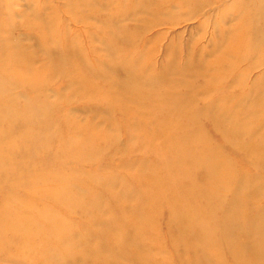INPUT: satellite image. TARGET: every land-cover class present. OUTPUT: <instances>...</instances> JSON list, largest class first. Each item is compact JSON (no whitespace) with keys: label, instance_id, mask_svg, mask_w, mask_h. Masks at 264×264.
Listing matches in <instances>:
<instances>
[{"label":"rangeland","instance_id":"obj_1","mask_svg":"<svg viewBox=\"0 0 264 264\" xmlns=\"http://www.w3.org/2000/svg\"><path fill=\"white\" fill-rule=\"evenodd\" d=\"M90 1L87 0V4ZM224 2L218 7L224 5ZM260 2L262 8L250 4L247 0H242L239 5L248 7L254 14H261L264 11V0ZM142 3L143 1L136 0L131 5L119 4L115 7V5L104 6V1L100 0L97 5L103 6L105 10L96 7L89 12L84 10L87 9L84 7L87 4L82 5L79 0H72L69 7L66 6L65 0L0 1V14H6L7 7L16 13L10 45L4 46V52L0 49V52L7 54L0 56V80L6 79L8 82L0 90V264H142L143 258L155 255L157 249L160 260H154L155 264H212L211 260H207V257L201 254L203 243L200 240L204 231L201 225L196 223L193 214L180 213L179 223L168 232L165 230L164 216H161L158 221V237L150 233L151 220L146 228V236L138 234L137 227L127 223L133 214L130 213L131 210L138 207L136 198L128 200L119 198L117 201H112L110 194L104 193L109 191L110 184H118L120 177L123 176L121 170H118V165L114 166L112 176L114 180L108 178L106 181L104 168L96 167L102 164L115 165L118 156L113 155L110 158L106 150L99 152L89 148L95 139L104 135L100 125L97 129L92 126L89 130V149L85 148L84 143L80 148L74 147L71 143L77 141L80 144L81 140L86 138L85 132L73 136L64 130L68 138L62 142L60 140V130L69 129L67 126L71 121L78 123L82 129L83 123L94 116L87 112V109L101 110L103 115H106V111L110 108L112 114L115 108L120 107L129 115L126 111L128 106L141 107L146 112L145 108H148L149 101L154 100L153 103H156L157 99L161 98L144 86L143 77L137 75L133 85L121 86L118 89L111 105L104 102L111 96L110 86H118V82H113L105 90L97 87L99 89H96L94 94L98 96L95 99L96 102L99 101L98 103L89 102L90 99L85 101L80 93L73 94L75 98L70 100H57L55 92L60 88L61 93H66L67 90L64 81L66 72L80 71V74L87 75L88 72L82 67L85 64L92 66L96 73H100L101 70L108 73L109 68H117V62L125 58L127 61L135 60L143 70L152 75H160V73L169 75L168 72L173 70L171 79L165 83L160 82L161 86L164 84L168 94L175 92L185 97H188L193 90L200 91L205 87H216L218 91L223 87L236 86L237 73L240 70L236 65L237 62H243L247 57H251L242 49L247 46L248 38L255 39L257 36L240 27L237 20H227L222 25L225 32L221 37L218 34L211 38L206 37L202 40L201 46L193 48L200 35L195 29L199 19L183 22L181 21L183 10L174 8L170 10L169 15L157 11L158 13L155 12L152 16H145L140 11ZM149 7L156 11V5L150 4ZM204 12L208 13L207 10ZM225 13L230 14L228 7ZM17 14H22V18L17 17ZM72 18H77V21L79 18L81 20L85 18L87 19L84 21L85 26L90 24L92 27L108 19L115 26L109 24V26L97 27L102 32L113 34L114 37L104 40L98 33V41L93 44L96 52L91 54V49H85V40L91 30L87 26L74 24L77 21ZM4 19L7 20L6 17ZM46 22H51L53 27L51 30L45 29V31L40 28ZM5 25L9 26V23L6 22ZM62 27L77 35L80 33L79 30H82L84 33L80 34L84 36L76 38L78 40H73L70 42L71 45H67L69 43L61 34L64 33ZM255 28L258 32H262L264 41V20ZM54 31L58 34L53 41L57 40L58 44L56 47L49 46L50 51L48 47L43 46L41 36L42 34L49 36L48 33L54 34ZM237 36L240 41L236 42ZM4 38L0 35V40ZM113 45H115L114 49ZM64 46L70 49L62 54ZM50 52L54 55L48 58ZM64 58V61H69L68 64L71 65L69 68L50 69L52 63L57 65ZM34 60H37V63L33 65ZM252 60H256V56H253ZM249 67L246 65L242 67V70L251 71L248 84L250 82L253 84L255 81L257 85L262 82L264 84V66L257 68L255 65L251 69ZM101 75L107 80L114 78L107 74ZM118 76L120 77L119 73ZM40 79L43 84H40ZM236 92L235 89L229 91L233 95ZM213 95H216L215 90ZM199 102L193 99L192 105L187 106L184 117L187 122L173 119L170 127L184 128L193 125L191 131H188L192 138L199 135L200 130L207 129V133H203L202 137L213 142L215 148L220 146L225 150L227 140L223 141L221 134L213 131L209 119L199 114L204 101ZM231 105L236 111L235 103ZM168 107L170 106L165 105L162 110L158 105L155 113L153 112L155 117L153 121L167 116L170 111ZM82 108L84 110L81 113H71V110ZM209 109L208 111L211 110ZM41 111H44L43 119L38 117ZM215 113L220 117L217 112ZM96 117L97 120L94 122H101L100 116L96 115ZM111 122L117 144L125 143L130 133L128 125L126 126L122 116L116 113L112 114ZM151 122L148 118L139 120L141 129H151ZM47 127L50 130H46ZM72 129L74 130L73 127ZM228 133L232 135L233 132L228 130ZM59 142L63 146H59ZM63 147L70 152L61 150ZM260 149L261 168L260 170L257 168L254 172L259 171L260 178L264 179V147ZM203 151L201 155L207 156L205 150ZM226 152L235 157L232 153ZM138 154L139 152L133 154L128 152L124 157L130 158ZM184 165L190 168L197 166L194 162ZM238 167L239 165L236 169ZM197 173L198 171L194 169V174L198 175ZM247 173L253 172L247 169ZM60 176L64 179L72 177L75 192L86 177H89L91 182L94 179L99 181L100 186L84 189L78 199H73L62 208L57 205L55 209L49 206L52 205V200L57 198L50 197L47 193L53 187L52 183ZM177 178L181 180L182 174ZM59 190L57 186L54 192ZM108 210L112 213V219L108 216ZM147 213L151 217L155 215L152 211ZM157 213L165 215L166 212L157 211ZM216 234L217 231L214 229L209 236L217 238ZM227 239H230V236ZM224 244L216 240L208 242L204 247L214 256L221 253L223 261L234 264L236 261L234 249H225ZM53 254L59 255V260L54 261Z\"/></svg>","mask_w":264,"mask_h":264},{"label":"bare ground","instance_id":"obj_2","mask_svg":"<svg viewBox=\"0 0 264 264\" xmlns=\"http://www.w3.org/2000/svg\"><path fill=\"white\" fill-rule=\"evenodd\" d=\"M98 1L100 0H91L87 4V0H79L82 5L87 4L84 6L87 9L84 10L89 12H92L96 7L105 10L103 6L97 5ZM101 1H104V6L115 5V7L119 4L131 5L136 2V0ZM140 1H143L140 11L145 16H152L157 11L169 15L170 10L174 8L183 10L181 13V21L183 22L199 19L198 26L195 29L200 35L193 48L201 46L202 40L206 37L211 38L214 35L217 36V34L221 37L225 32L222 29V25L227 20H237L240 27L249 31L255 37L257 36L255 39L248 38L247 46L242 49L244 52L249 53L251 57H247L243 62H237L236 65L240 70L237 73L236 86L223 87L218 89V91L216 87H205L200 91L193 90V92L189 93L190 95L188 97H185L175 92L168 94L169 92L164 89V84L161 86V83L168 82L167 80L171 79L170 76L173 75V70L168 72L169 75L160 73V77L159 74V76L152 75L148 71L143 70L135 60L128 59L130 61H127L125 58L117 62V68H109L108 73L102 70L100 73H96L92 66L85 64L82 67L88 72L87 75L80 74V71L66 72L64 81L66 82L67 90L66 93H61V88L58 89L55 92L57 100H70V98H75L73 94L80 93L85 101L90 99L89 102L98 103L99 101H95L98 96L94 94L95 90L99 89L97 87L105 90L113 82H118V86H110L112 88L110 91L111 96L105 102L103 101L111 105L112 98H114L118 89L121 86L133 85V80L137 75L143 77L142 84L144 86L157 93L161 98L157 99L156 103H153L154 100L152 102L149 101L148 108H145L146 112L141 107L130 108L129 106L126 110L129 115L120 107H118L119 109L115 108L113 110L112 114L116 113L121 115L130 131L127 140L123 144H117L118 141L113 132L114 129L111 122V108L106 111V115H103L101 110L87 109V112L94 114V116L83 123L82 129L78 123H74L73 121H71L70 125L68 124L67 127L69 129L60 128V140L62 142L65 138H68V134L75 136L78 133L82 134L85 132L86 138L83 139L84 141L81 140L80 144L77 141L71 143L76 148L82 147L84 143L85 148H88L90 128L93 126L97 129L98 125L101 126L104 131L103 137L95 139L89 148L99 152L106 150L110 154V158L113 155H117L118 160L115 165L102 164L96 167L97 169L104 168L103 172H105L106 181L108 178L114 180L112 177L113 168L116 165H118V170L120 169L123 174L118 184H110L109 191H105L104 193L110 194L112 201H117L119 198L123 200L136 198V205L138 207L131 210L130 213L133 214L129 217L127 223L136 226L137 233L141 236H146V228L150 220V233L158 237L157 228L161 216H164L165 230L168 232L170 228L175 227L176 223H179L178 215L180 213L193 214L197 221L194 222L199 223L204 231L203 237L200 240L203 243L201 254L207 257V260H211L212 264H228L221 259V253H217L214 256L210 250L204 247L208 242L211 243L216 240L217 242L222 241L225 243V249H234V256L236 257L234 264H264V179L260 178L261 174L258 173L259 171L254 172L257 168L258 170L261 168L259 163V150H261V147H264V84L262 82L260 85H257V81L253 84L251 82L248 84L251 71L247 69L242 70V67H245V65L250 66V69L255 65L257 68L264 66V41L262 40V32H258L255 28L259 22L264 20V11L261 14H254L248 7L239 5L242 0ZM247 1L254 6L259 5L262 8L260 0ZM222 2L225 4L218 7ZM71 3L72 0H65L67 7ZM150 4L156 5V11L150 9ZM225 6L230 9V14L225 13ZM74 7L75 5H73ZM204 10H207L208 13H205ZM6 12V14H0V35L5 37L4 40H0V49L2 51L6 44L8 46L10 45L9 40L11 31L14 30V18L16 16L13 9L9 7H7ZM5 17L7 20L4 19ZM17 17L22 18V14H17ZM109 17L112 18L113 16ZM72 19L77 21V18ZM82 19L79 18V21L74 22V24L89 27L91 33H86L88 36L85 35V37H88L85 40V49H91V54H94L96 50L93 48V44L98 41V33L104 40L114 37L113 34L102 32L97 26H109V24L115 26V24L105 19L98 25L95 24L94 27L90 24H86L85 26L84 21H87V19ZM6 22L9 23V26L5 25ZM40 28L42 30H51L53 27L51 22H46ZM62 30L64 33L61 34L65 36L66 42L69 43L67 45H71L70 42L73 40H78L76 38L84 36H82L84 33L82 30H79L82 34L77 32L79 35L66 31L64 27H62ZM238 30L240 31L242 29ZM94 31L96 32L94 33ZM48 34L49 36L42 34L41 42L44 47H48L47 49L51 51V47L49 46L56 47L58 44L57 40L53 41V38L57 36L58 32L54 31V34ZM238 40L239 37L237 36L235 41L237 42ZM114 47L115 45H113V49ZM64 48L62 54H65V51L67 52L70 49L66 46ZM116 51L114 50V52ZM3 52H0V56L7 55L6 52ZM41 52L46 53L44 50ZM53 55L50 52L48 58ZM253 56H256V60H252ZM64 60L65 58L57 65L52 63L50 69L56 70L59 68L65 70L69 68L71 66L68 64L69 61ZM113 60L114 58L111 63H113ZM35 63H37V60H34L32 64L34 65ZM80 70L83 69L80 68ZM95 74L100 75L102 78ZM101 74H107L115 79L107 80ZM39 81L40 84H43L41 79ZM7 84L6 79H1L0 90ZM35 84L39 85L37 82ZM230 89L237 90L235 95L229 93ZM214 90L216 91V95H213ZM46 97H49V95L47 94ZM193 99H197L200 101L199 103L205 102L201 104L202 109L200 108L199 114L209 119L213 126V131L221 134L223 141L227 140L226 143L228 142V144L225 150L220 146L215 148L216 145L213 142H209L207 138L202 137L203 133H207V129L200 130L199 135L192 138L188 131H191L193 125L184 128H179L178 126L170 127L173 124V119L187 122V119L184 118L186 116L185 111L187 106L192 105ZM233 102L237 106L236 111L232 109L231 104ZM158 105L162 107V110L165 105H169L170 107L168 108H170V111L167 116L153 121V119L155 120L153 115ZM207 106L211 109H209L210 111H208ZM83 110V108L74 109L71 110V113L77 114ZM43 113L44 111H41V115L38 117L43 119ZM96 115L100 116L101 122H94V120H97ZM236 117L239 118L237 119ZM144 118L152 121L151 129H141L139 120ZM46 130H50V128L47 127ZM228 130L233 132L232 135H229ZM91 134H93L92 131ZM61 142H59V146H63ZM64 148L61 150L67 151ZM203 150H205L207 156L201 155L204 152ZM226 151L232 153L235 157L229 155ZM128 152H132V154L139 152V154L136 156L132 155L135 158H132V156L130 158L124 157ZM193 162L197 164L194 168L184 165ZM236 165H239L240 168L238 167L236 169ZM178 169L179 171H177ZM194 169L198 171V175L194 174ZM247 169L253 173H247ZM179 174H182L181 180L177 178ZM72 182V177L64 179L60 176V178H57V181L52 183L53 187L49 189L47 195L57 199H53L52 205L49 207L57 209V205H60L62 208L66 203H71L73 199H78L79 195L84 192V189H93L96 186H100L99 181L94 179L91 182L90 178L86 177L81 181L78 191L75 192L73 190L75 185ZM57 186H59L60 190L55 193L54 189ZM150 211L155 215L151 217L147 213ZM157 211H165L166 213L162 215L157 213ZM107 213L112 219L111 211L108 210ZM214 229L217 231V238L209 236V233ZM228 236H230V239H227ZM158 253L157 249L155 255L144 257L142 264H155L154 260H160ZM53 258L54 261L59 260L60 256L53 254Z\"/></svg>","mask_w":264,"mask_h":264}]
</instances>
